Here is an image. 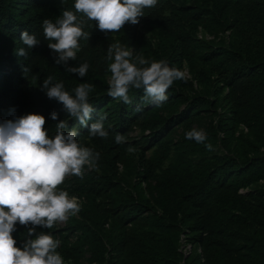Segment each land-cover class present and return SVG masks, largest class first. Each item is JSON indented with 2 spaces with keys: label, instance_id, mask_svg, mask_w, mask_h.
<instances>
[{
  "label": "trees",
  "instance_id": "trees-1",
  "mask_svg": "<svg viewBox=\"0 0 264 264\" xmlns=\"http://www.w3.org/2000/svg\"><path fill=\"white\" fill-rule=\"evenodd\" d=\"M63 10L75 11L74 0H0V120L39 113L50 136L68 120L79 129L78 144L100 154L96 169L58 188L83 198L78 216L35 233L60 241L63 264H264V0H158L120 32L100 31L76 13L90 39H80L69 64L87 63L84 78L55 64L43 35L42 21L55 22ZM25 30L40 43L19 57ZM116 42L133 59L165 60L190 77L176 80L159 106L145 104L135 88L124 104L108 95L107 49ZM49 76L71 95L81 83L94 86L89 124L106 114V139L92 137L46 96L41 85ZM135 126L141 134L132 142ZM194 128L205 131L204 143L185 137ZM117 134L125 143H115ZM133 144L137 159L127 151ZM28 227L16 225L17 247Z\"/></svg>",
  "mask_w": 264,
  "mask_h": 264
},
{
  "label": "clouds",
  "instance_id": "clouds-1",
  "mask_svg": "<svg viewBox=\"0 0 264 264\" xmlns=\"http://www.w3.org/2000/svg\"><path fill=\"white\" fill-rule=\"evenodd\" d=\"M158 0H74V10H63L55 22L45 18L42 29L48 47L52 50L55 64L62 65L69 73L84 78L89 65L74 67L80 50V39H90L83 30V21L78 22L76 13L87 20L95 21L100 31L120 32L125 24L139 23L144 9L155 7ZM20 40L26 46L15 49L19 57H26V49L40 43L27 30L21 32ZM107 59L111 61L108 71V95L124 104H131L129 89L143 90L145 104L161 105L168 99L167 91L176 80L186 79L185 72L170 67L165 60L150 61L143 55L133 59V50L120 42L109 45ZM24 72L27 67H24ZM49 99L63 105V110L74 118L79 127L87 128L92 137L107 138L100 115L96 122L89 124L96 109L89 103V95L94 86L81 83L74 88V95L65 90L62 82H54L49 76L41 85ZM139 110V107L137 108ZM52 120L58 113H50ZM46 119L39 113H28L14 119L0 120V264H63L56 249L60 241L48 232L35 233L41 226L53 228L64 222L69 215L79 211V204L67 191H58L59 186L70 176L84 178L85 167L97 168L100 154L91 148L82 147L77 142L79 129L69 128L68 120L56 123V132L50 136L45 129ZM187 139L204 143L207 139L202 130L192 129L185 133ZM126 138L115 136V143H125ZM205 147L211 151L210 143ZM128 152L135 151L129 147ZM29 226L23 247H17L12 233L16 225ZM34 237V238H33Z\"/></svg>",
  "mask_w": 264,
  "mask_h": 264
},
{
  "label": "rangeland",
  "instance_id": "rangeland-1",
  "mask_svg": "<svg viewBox=\"0 0 264 264\" xmlns=\"http://www.w3.org/2000/svg\"><path fill=\"white\" fill-rule=\"evenodd\" d=\"M199 34H202V35H203L202 32H200ZM209 37H212V36H209ZM186 70L188 71V68H186ZM186 70H185V71H186ZM188 73H189V77H190V72L188 71ZM185 74H186V73H185ZM195 87H196V88L198 87L196 83H195ZM181 131H182V128H181V127H178V128H177L176 135H178ZM202 131L205 133L204 130H202ZM140 134H141V133H140V129H139V127H138V126H135V127L133 128V130L130 132L129 137H130V138H134V139H132V142H134V140H135L136 138H139ZM130 147L134 148L135 151L132 152V153L129 152V154L132 155V156H134V157L137 159V158L139 157V155H140V151H141V149H140V145H139V144H133V145H131ZM147 154L149 155V154H150V151H147ZM123 170H124V166H123L122 163H120L119 172L121 173V172H123ZM85 171H88L87 167H85ZM72 176H73V175H70V176H68V177L71 178ZM58 191H60V190L58 189ZM68 194H69V193H68ZM69 197H70V198H71V197L76 198V200H77L78 203H80L81 200L83 199L82 197H79V196H76V195H71V194H69ZM85 200H87V199H85ZM83 201H84V200H83ZM75 215L78 216V213H76ZM68 218H69V217H68ZM67 221H68V219H67L66 221H64V222H58L56 225H57L59 228H63V227L66 226ZM196 251H197V247L195 246L194 249H193V253H195ZM82 264H89V263L84 259L83 262H82Z\"/></svg>",
  "mask_w": 264,
  "mask_h": 264
},
{
  "label": "built area",
  "instance_id": "built-area-1",
  "mask_svg": "<svg viewBox=\"0 0 264 264\" xmlns=\"http://www.w3.org/2000/svg\"><path fill=\"white\" fill-rule=\"evenodd\" d=\"M185 73L189 77V73H188L187 70L185 71ZM191 250H192L191 244H186V245H183L182 246V251L184 252L185 256H187L188 254H190L191 253Z\"/></svg>",
  "mask_w": 264,
  "mask_h": 264
}]
</instances>
